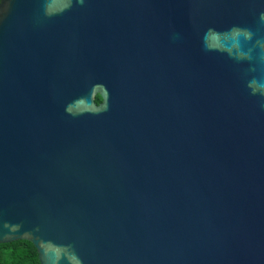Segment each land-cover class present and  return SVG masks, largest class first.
I'll list each match as a JSON object with an SVG mask.
<instances>
[{"label":"water","instance_id":"water-1","mask_svg":"<svg viewBox=\"0 0 264 264\" xmlns=\"http://www.w3.org/2000/svg\"><path fill=\"white\" fill-rule=\"evenodd\" d=\"M16 241L40 264H264V0H0Z\"/></svg>","mask_w":264,"mask_h":264},{"label":"trees","instance_id":"trees-1","mask_svg":"<svg viewBox=\"0 0 264 264\" xmlns=\"http://www.w3.org/2000/svg\"><path fill=\"white\" fill-rule=\"evenodd\" d=\"M96 104L101 102L99 96ZM0 264H40L38 253L28 241H16L8 244H0Z\"/></svg>","mask_w":264,"mask_h":264},{"label":"flooded vegetation","instance_id":"flooded-vegetation-1","mask_svg":"<svg viewBox=\"0 0 264 264\" xmlns=\"http://www.w3.org/2000/svg\"><path fill=\"white\" fill-rule=\"evenodd\" d=\"M177 77L179 82V68L177 71ZM159 78L162 82V85L167 89L168 91L172 90L173 86V70L171 67V64H169L166 68L161 69L159 72Z\"/></svg>","mask_w":264,"mask_h":264}]
</instances>
